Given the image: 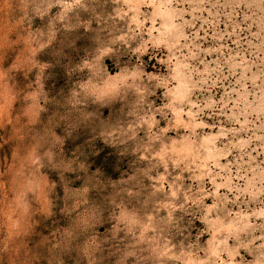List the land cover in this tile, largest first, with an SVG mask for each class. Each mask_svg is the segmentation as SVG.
I'll return each mask as SVG.
<instances>
[{"label": "clouds", "instance_id": "9594fccd", "mask_svg": "<svg viewBox=\"0 0 264 264\" xmlns=\"http://www.w3.org/2000/svg\"><path fill=\"white\" fill-rule=\"evenodd\" d=\"M0 264H264V0H0Z\"/></svg>", "mask_w": 264, "mask_h": 264}]
</instances>
